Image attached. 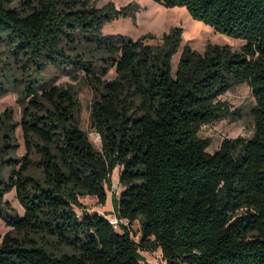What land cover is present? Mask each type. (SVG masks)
Wrapping results in <instances>:
<instances>
[{
  "label": "trees",
  "instance_id": "obj_1",
  "mask_svg": "<svg viewBox=\"0 0 264 264\" xmlns=\"http://www.w3.org/2000/svg\"><path fill=\"white\" fill-rule=\"evenodd\" d=\"M155 1L184 6L245 43L240 51L209 43L203 53L185 46L173 71L181 26L156 45L146 42L151 34L103 33L107 21L132 15L131 3L0 0V95L21 85L22 107L16 125L10 107L0 113V218L10 227L0 264H141L140 251L159 248V264H264V0ZM50 67L88 78L100 150L78 125L74 93L45 76ZM243 82L255 98L254 132L224 138L210 152V138L199 132L240 114L220 96ZM17 126L26 150L20 158L10 156ZM116 166L115 210L128 221L120 230L98 212L75 210L80 196L106 203ZM12 189L22 215L3 201ZM33 236L73 251L56 253Z\"/></svg>",
  "mask_w": 264,
  "mask_h": 264
},
{
  "label": "rangeland",
  "instance_id": "obj_2",
  "mask_svg": "<svg viewBox=\"0 0 264 264\" xmlns=\"http://www.w3.org/2000/svg\"><path fill=\"white\" fill-rule=\"evenodd\" d=\"M97 6H103L108 2H113L117 8L132 4V15L120 16L107 21L103 26V33L122 34L132 39H137L145 34H151L146 42L156 45L162 41L164 33L169 32L175 26H181V42L177 51L173 54L171 63L173 71L176 69L180 54L185 46H190L200 52L206 50L210 44H228L232 50L240 51L245 43L244 39L231 37L215 31L211 26L202 20L193 18L184 6L167 7L155 0H93ZM13 64V59H9ZM15 66V64H13ZM45 76L53 77V81L63 88L70 89L78 100L77 122L79 127L84 130L96 149H101V138L98 132L91 125L92 103L94 100V90L89 84L88 78L82 73L65 74L58 67H50L45 71ZM115 74L110 71L109 77ZM52 82V80H51ZM21 85L17 87L10 86L5 94L0 95V113L7 107L13 111V121L15 125L21 118L22 107L17 102L18 91ZM220 99L229 106L230 110H239L240 114L232 113L227 117L215 120L202 126L199 136L210 138L208 151L213 152L220 146L224 138H234L237 136L250 137L254 132V118L251 113L255 105V98L252 94V88L248 82L236 84L220 96ZM4 130H0V137ZM13 144H16L15 150L10 152V156L21 157L25 154V145L22 130L19 126L14 131ZM2 145V143H1ZM119 167L116 166L111 175V184L106 189L107 200L101 204L96 196H80L79 200L82 207H76L78 214L83 212H98L103 215H117L113 196H118L120 192ZM2 176L9 178L10 172L5 167L2 170ZM113 194V195H112ZM9 206L7 209L16 211L19 214L24 213V208L16 197L15 189L7 192L3 196ZM125 224L124 222L122 225ZM122 228V226H121ZM131 235L135 240L139 239L141 232L140 221H135L131 226ZM10 230L5 220L0 218V242L4 234ZM38 245H44L49 250L56 253L71 252L68 247H57L58 243L52 238L33 236ZM56 243V244H55ZM143 256L141 264H159L163 261L161 249L155 251H140Z\"/></svg>",
  "mask_w": 264,
  "mask_h": 264
},
{
  "label": "built area",
  "instance_id": "obj_3",
  "mask_svg": "<svg viewBox=\"0 0 264 264\" xmlns=\"http://www.w3.org/2000/svg\"><path fill=\"white\" fill-rule=\"evenodd\" d=\"M103 215V214H102ZM108 222L112 225V227L116 230H120L122 223L128 224V221L126 219L120 218L118 215L112 214V215H104Z\"/></svg>",
  "mask_w": 264,
  "mask_h": 264
}]
</instances>
